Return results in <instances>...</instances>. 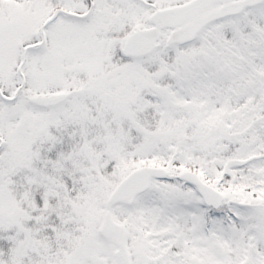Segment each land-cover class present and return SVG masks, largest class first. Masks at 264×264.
Masks as SVG:
<instances>
[{"label":"snow or ice","instance_id":"obj_1","mask_svg":"<svg viewBox=\"0 0 264 264\" xmlns=\"http://www.w3.org/2000/svg\"><path fill=\"white\" fill-rule=\"evenodd\" d=\"M0 264H264V0H0Z\"/></svg>","mask_w":264,"mask_h":264}]
</instances>
